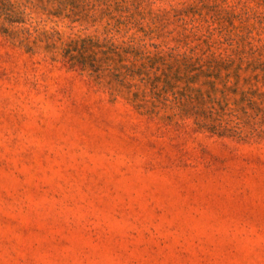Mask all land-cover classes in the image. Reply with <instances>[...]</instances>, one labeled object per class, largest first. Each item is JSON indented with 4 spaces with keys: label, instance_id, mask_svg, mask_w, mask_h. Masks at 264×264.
Listing matches in <instances>:
<instances>
[{
    "label": "rangeland",
    "instance_id": "374dc122",
    "mask_svg": "<svg viewBox=\"0 0 264 264\" xmlns=\"http://www.w3.org/2000/svg\"><path fill=\"white\" fill-rule=\"evenodd\" d=\"M0 264H264V0H0Z\"/></svg>",
    "mask_w": 264,
    "mask_h": 264
},
{
    "label": "trees",
    "instance_id": "16d2710c",
    "mask_svg": "<svg viewBox=\"0 0 264 264\" xmlns=\"http://www.w3.org/2000/svg\"><path fill=\"white\" fill-rule=\"evenodd\" d=\"M27 50H30V49H27ZM83 64V63H82Z\"/></svg>",
    "mask_w": 264,
    "mask_h": 264
}]
</instances>
